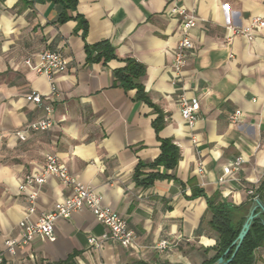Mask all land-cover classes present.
I'll return each instance as SVG.
<instances>
[{
  "label": "crops",
  "instance_id": "1",
  "mask_svg": "<svg viewBox=\"0 0 264 264\" xmlns=\"http://www.w3.org/2000/svg\"><path fill=\"white\" fill-rule=\"evenodd\" d=\"M173 2L198 18L191 56L177 83L173 63L181 20L166 16ZM255 17L264 20V0H77L68 7L66 0H0V264L71 256L76 264H203L212 258L218 234L210 225L208 199L241 206L264 179V27L255 30L254 40L231 37L228 29L248 27ZM101 43L116 57L93 60L103 46L89 59L87 46ZM44 50H57L69 62L67 72L54 77L61 91L54 127L21 140L16 133L42 116L30 94L50 91L49 79L27 64H38ZM127 59L145 67L135 82L147 101L115 75ZM183 94L200 104L192 131L178 104ZM238 110L243 116L235 124L230 116ZM161 140L178 146L180 161L174 170L159 169L169 178L140 186L136 168L156 160ZM50 151L127 221L135 245L127 249L108 241L99 250L91 247L88 239L108 229L85 209L57 222L54 242L36 238L16 255L6 251L8 238H20L27 210L19 186L41 172ZM237 157L245 161L240 170L220 182ZM144 172L142 178L151 171ZM70 195L49 177L32 219ZM162 240L174 245L155 249ZM255 257V264H264V244Z\"/></svg>",
  "mask_w": 264,
  "mask_h": 264
},
{
  "label": "built area",
  "instance_id": "2",
  "mask_svg": "<svg viewBox=\"0 0 264 264\" xmlns=\"http://www.w3.org/2000/svg\"><path fill=\"white\" fill-rule=\"evenodd\" d=\"M169 17H178L181 20V39L174 53L173 63V82H181L183 73L188 65L191 56L193 42L191 31L198 25V18L194 11L173 2L166 13ZM264 27V20L260 17L253 18L248 27L228 26L232 36H242L249 40H254L255 30ZM27 64L35 72L45 75L50 81V91L47 94L33 92L30 94V101L42 109V116L39 120L31 124L25 131H18L16 134L21 140L26 139L29 132L50 133L54 127V105L60 97L61 91L55 83V75L66 73L69 62L67 58L57 50H44L40 54V61L36 65ZM178 104L183 120L192 131L199 119L200 104L195 100L188 99L184 94L180 95ZM243 113L236 111L230 116L232 123L241 122ZM192 136V134H191ZM195 140L194 138H192ZM242 157H237L229 166L223 170V178L220 182L227 181V178L240 170L244 164ZM201 167V166H200ZM202 167L200 168V172ZM57 178L64 186L71 190V195L64 201L58 202L49 210L39 214L37 220L32 216L37 212V201L42 188L48 183L49 177ZM234 180V177H230ZM27 188H32L30 192ZM19 191L24 196L27 210L24 218L19 223L20 238H8L5 241L6 251L11 255H16V250L33 242L36 238L43 241L54 242L56 240L55 227L60 220H69L80 211L89 210L93 213L96 220L104 225L108 232L101 237H90L88 244L101 249L105 242L116 243L123 248H131L136 244V234L129 228L127 221L121 217L113 208L103 205L102 198L91 186L80 182L71 174L68 168L62 163L55 151H50L44 156V166L41 172L35 176H27ZM248 195H253V191H248ZM172 245L168 240H162L156 244L155 249L165 251ZM3 261V254L0 253V263Z\"/></svg>",
  "mask_w": 264,
  "mask_h": 264
},
{
  "label": "trees",
  "instance_id": "3",
  "mask_svg": "<svg viewBox=\"0 0 264 264\" xmlns=\"http://www.w3.org/2000/svg\"><path fill=\"white\" fill-rule=\"evenodd\" d=\"M77 0H66L67 7L76 5ZM64 15V14H63ZM62 15V17H63ZM104 46V50L99 52L93 60L99 61L104 59L105 61L115 58L112 49L107 43L97 44L96 46H87L88 58L92 57L93 51ZM126 66L115 72L117 79L121 85L126 89H137L138 97L147 101L146 95L143 93V88L135 81L145 74V67L136 62L135 60H124ZM155 121L154 125L158 129L162 120ZM160 154L152 164L139 163L135 172V179L138 185L143 187H150L154 184L156 179L169 178L167 174L160 173L159 169L163 168L165 171L174 170L180 161V149L171 140H161ZM150 170L146 178H142L145 175L144 171ZM260 198L264 202V179L257 189L253 190V195L249 196L247 203L241 206H235L227 201H216L215 199H208L209 211L212 214L210 225L212 229L218 234L217 244L211 250H214L216 254L204 261L203 264H216L217 260L223 256L227 249H230L226 259H229L234 251L232 243L239 235L241 228L245 222L246 216L249 213V209L255 198ZM264 215L260 220H256L245 240L243 241L240 250L236 257L230 264H255L256 257L255 251L264 244ZM210 251V250H208ZM42 264H76L73 256L66 260L59 262H46Z\"/></svg>",
  "mask_w": 264,
  "mask_h": 264
},
{
  "label": "water",
  "instance_id": "4",
  "mask_svg": "<svg viewBox=\"0 0 264 264\" xmlns=\"http://www.w3.org/2000/svg\"><path fill=\"white\" fill-rule=\"evenodd\" d=\"M262 215H264V202L257 197L253 200V203L249 209V213L246 216L245 222L241 228L239 235L232 243L231 247H234L232 255L229 259H226V256L230 252V249H227L223 256H221L217 260L216 264H230L232 262V260L236 257L238 251L240 250L243 241L245 240L246 236L254 225V222L256 220H260ZM261 223L264 224V221L261 220Z\"/></svg>",
  "mask_w": 264,
  "mask_h": 264
}]
</instances>
